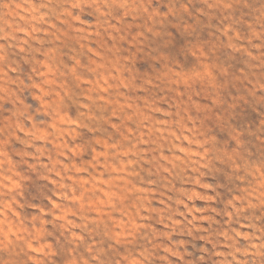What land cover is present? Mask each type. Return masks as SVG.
Returning <instances> with one entry per match:
<instances>
[{
    "label": "rangeland",
    "instance_id": "obj_1",
    "mask_svg": "<svg viewBox=\"0 0 264 264\" xmlns=\"http://www.w3.org/2000/svg\"><path fill=\"white\" fill-rule=\"evenodd\" d=\"M0 264H264V0H0Z\"/></svg>",
    "mask_w": 264,
    "mask_h": 264
}]
</instances>
